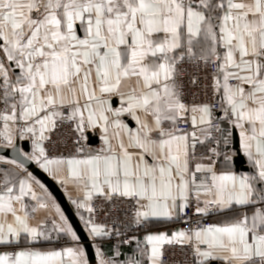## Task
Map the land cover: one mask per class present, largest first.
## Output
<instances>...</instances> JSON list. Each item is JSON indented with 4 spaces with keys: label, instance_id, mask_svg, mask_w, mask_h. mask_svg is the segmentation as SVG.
<instances>
[{
    "label": "snow or ice",
    "instance_id": "6c2138e0",
    "mask_svg": "<svg viewBox=\"0 0 264 264\" xmlns=\"http://www.w3.org/2000/svg\"><path fill=\"white\" fill-rule=\"evenodd\" d=\"M0 264H264V0H0Z\"/></svg>",
    "mask_w": 264,
    "mask_h": 264
},
{
    "label": "water",
    "instance_id": "95a60500",
    "mask_svg": "<svg viewBox=\"0 0 264 264\" xmlns=\"http://www.w3.org/2000/svg\"><path fill=\"white\" fill-rule=\"evenodd\" d=\"M96 142H97L96 137H93L92 140H91V143L94 145V144H96ZM53 190L55 191V186H53ZM56 194H57L58 197H60L62 205L65 208L67 214L72 218L73 223L77 224V226H78V221H77L76 217L73 215L74 211L72 210L70 204L64 199V197L59 192H57ZM80 234H81L82 237L84 236V233H83L82 230H81ZM85 243H87V239L86 238H85ZM91 251L92 250L89 249L90 254H91Z\"/></svg>",
    "mask_w": 264,
    "mask_h": 264
},
{
    "label": "crops",
    "instance_id": "0c3cea01",
    "mask_svg": "<svg viewBox=\"0 0 264 264\" xmlns=\"http://www.w3.org/2000/svg\"><path fill=\"white\" fill-rule=\"evenodd\" d=\"M96 140H97V142H96V144H94V146H98L99 145V140H98V137H96ZM71 206V205H70ZM71 208H72V206H71ZM72 210L74 211V209L72 208ZM153 230H155V229H153Z\"/></svg>",
    "mask_w": 264,
    "mask_h": 264
},
{
    "label": "built area",
    "instance_id": "2783aa9c",
    "mask_svg": "<svg viewBox=\"0 0 264 264\" xmlns=\"http://www.w3.org/2000/svg\"><path fill=\"white\" fill-rule=\"evenodd\" d=\"M210 222H212V221H210Z\"/></svg>",
    "mask_w": 264,
    "mask_h": 264
}]
</instances>
